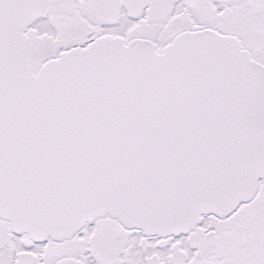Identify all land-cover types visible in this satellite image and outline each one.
I'll use <instances>...</instances> for the list:
<instances>
[{
	"label": "snow or ice",
	"instance_id": "1",
	"mask_svg": "<svg viewBox=\"0 0 264 264\" xmlns=\"http://www.w3.org/2000/svg\"><path fill=\"white\" fill-rule=\"evenodd\" d=\"M0 264H264V0H0Z\"/></svg>",
	"mask_w": 264,
	"mask_h": 264
}]
</instances>
